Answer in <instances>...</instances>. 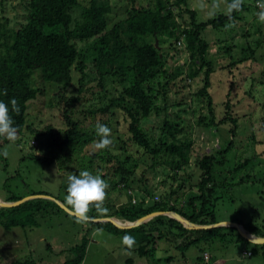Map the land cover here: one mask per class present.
Masks as SVG:
<instances>
[{
  "label": "trees",
  "instance_id": "trees-1",
  "mask_svg": "<svg viewBox=\"0 0 264 264\" xmlns=\"http://www.w3.org/2000/svg\"><path fill=\"white\" fill-rule=\"evenodd\" d=\"M262 1L264 3V0ZM255 2L261 5L258 0ZM129 4L130 8L127 9L125 17L109 27L108 17L112 11L110 0H90L87 6H80L78 0H21L22 18L17 25L11 26L10 21L3 15L5 0H0V93L7 90V95L0 94V100L9 104V108L12 98L18 100L20 114L10 112L14 126L18 128V135L25 129L27 132H36L34 135L38 138L47 137L46 147L60 157H71L77 150L80 151L81 148L93 145L99 140L95 130L92 131L93 133L90 131L87 133L82 128L85 120L83 115L85 117L86 115L94 117L96 114L108 115V119L102 120L100 124L108 126L113 131V146L104 149L100 155L91 151L87 163L83 159H79V163H76L81 164V170L100 175L110 188L124 189L128 199L118 204L114 200L107 201L105 207L109 209V214L97 219L116 217L135 222L155 212H173L192 224L204 226L216 224L212 200L216 198L217 190L223 185L218 182L217 172L227 162L226 154L234 146L238 117L232 113L229 100L224 103L220 117L216 116V109L209 92L213 61L209 58L210 44L202 38V32L207 27L226 28L230 22L229 17L227 14H221L205 23H199L195 11L188 8V0H148L145 3H142V0H129ZM77 9L79 10L76 11ZM246 10L243 4L242 11L232 13L233 19L239 20L240 14ZM162 38L170 40L169 48L174 47L171 40L173 42L183 40L189 56L187 71L182 67H174L169 71L167 63L170 57L161 47L164 42ZM155 41L158 47H155ZM80 43H91L90 49L88 48L91 50L90 56H87ZM242 51L244 56L227 67L242 64L241 62L257 61L253 58L254 51L250 46ZM250 55L252 59H249ZM87 62L90 63V72L95 79L92 84L86 82ZM36 72L43 82L54 84L59 89L55 98L64 103L63 130L53 129L48 125L35 131L32 126L26 125L28 103L43 94L42 89L32 84L31 78ZM73 73L78 75L77 95L66 97L65 90L73 81ZM178 76H182L181 80L186 83L197 79L200 81L201 86L192 94V98L206 103L207 114L200 115L197 124L210 132L219 126L228 125L230 140L224 147L218 145L197 156L196 166L200 170V176L193 186L196 195L191 193L183 203H179L177 191L172 190L161 200L154 201L155 196L149 190L150 185L147 183L149 185L147 186L145 183L146 173L153 174L157 168L165 167L171 172L170 178L175 181L178 173L186 169L190 161L192 141L176 137L177 133L183 131L180 123L170 118L166 105L163 108L158 107L156 101L157 96H161L163 102H167V88L169 84L176 82ZM116 77H119L123 85L117 97L109 98L104 105L106 84L109 80L115 82ZM159 78H163L165 82L163 84L159 82V90L156 92L154 83ZM230 90L227 98L231 96ZM92 98L97 100L99 105L94 107V104H91L88 109L80 107L89 102L93 103ZM116 112L123 115L127 124L125 140L116 130L119 126ZM162 112L167 119L163 120L160 128L161 136L157 142L148 137L141 122L152 114L159 116ZM174 116L180 121L179 114ZM260 131L264 139V115ZM3 141L5 140L0 138V143ZM132 146L135 147V151L129 150ZM97 156L100 157L99 162L105 171L103 173L95 171L94 162ZM260 156L254 154L237 164L234 163L233 172L247 168ZM143 158L147 160L144 161ZM142 166H144L143 170L137 173ZM143 185H145L144 189ZM129 191L131 194H128ZM132 197L136 199L134 204L131 202ZM148 198L149 202L145 203ZM17 200L12 197L4 201ZM32 208L33 212L42 209L39 202H35V205L23 203L13 208H0V218L7 209L30 211ZM32 216L33 214L28 215V220L33 218ZM92 216L97 215L92 214ZM20 221L14 219L8 222L0 221V227L5 230L18 226L23 228ZM91 225L121 237L126 235L134 237L135 252L140 257L151 255L156 243L160 240H168L169 237L176 242L182 240L179 248L184 250L191 245L213 242L222 236L223 231L222 227L189 229L163 215L131 229H120L108 222H91ZM248 232L264 238V233ZM87 244L88 240L84 237L79 245L70 249L72 258L63 264H82ZM262 246L264 247V244ZM131 263V259L126 261V264ZM7 264L35 263L14 261Z\"/></svg>",
  "mask_w": 264,
  "mask_h": 264
},
{
  "label": "rangeland",
  "instance_id": "rangeland-1",
  "mask_svg": "<svg viewBox=\"0 0 264 264\" xmlns=\"http://www.w3.org/2000/svg\"><path fill=\"white\" fill-rule=\"evenodd\" d=\"M89 1L78 0V3L80 6H87ZM147 1L142 0V3ZM110 2L112 11L108 17L109 27L123 19L127 9L130 8L129 0H110ZM213 2L214 0H188V8L195 11L197 22L205 23L218 15L227 14L224 0H220L216 15L210 17L208 13ZM258 2L264 4L262 0ZM243 4L247 10L240 14L234 27L224 29L207 27L202 32V38L210 44L209 58L213 61L209 92L216 109V116L220 117L224 103L229 100L232 113L238 117L234 146L226 154L227 162L217 172L219 173L218 182L223 185L217 190L216 198L212 200L216 224H221L220 227L223 228L222 236L213 242L191 245L184 250L179 248L182 240L176 242L169 237L168 240L158 241L151 255L140 257L135 252V248L130 251L126 248L122 242L123 237L105 230L102 234H97V228L91 223L84 225L76 223L74 217L57 202L66 207L64 201L67 176L83 171L81 164H77L78 160L83 159L87 163L88 154L91 151L100 155L103 150H97L93 144L81 148L80 151L77 150L71 157L56 156L53 150L46 147L47 137L38 138L34 135L36 132H27L24 129L14 144L7 140L0 143V199L4 201L13 197L24 200L40 195L48 198L29 199L24 202L33 205L39 202L42 207L40 211L33 212V208L30 211L4 210V216L0 218V221L21 220L23 228L18 226L4 230L0 227V264L14 261L63 264L72 258L70 249L79 245L84 237L87 238L88 244L82 264H126L128 259H131V264H264L262 244L250 242L241 234L243 231L253 239V235L248 231L264 233V139L260 131L264 115V22L258 19L257 13L261 11V7L255 0H243ZM4 7V17L10 21L11 26L17 25L23 13L21 0H5ZM162 39L164 42L161 47L170 57L167 63L169 71H172L174 67H182L184 71H187L189 56L184 44L178 48L175 45L176 42L171 40L175 48H169L170 40ZM90 44H79L87 52V56L91 55L89 52L91 50H88ZM249 46L254 51L253 58L257 60L255 63L246 61L227 67L241 59L244 56L242 50ZM87 65L86 82L92 84L95 79L90 72V63L87 62ZM181 77L178 76L174 84H169L166 91V103L161 96H157L156 101L158 107L163 108L166 105L170 118L180 123L183 131L177 133L176 137L192 141L189 165L178 173L175 181L170 178L171 172L165 167L157 168L153 174L147 172L145 181L147 186L150 185L149 190L160 200L170 191H177L179 203H183L191 193L196 195L193 186L200 176V170L196 166L197 156L205 150L210 151L212 147L218 145L224 147L230 140L228 125L219 126L210 132L197 124L198 117L207 114L206 103L192 98V94L201 86L200 81L197 79L187 84L181 80ZM77 79L78 75L73 73V81L65 90L66 97L77 95ZM31 80L34 87L43 90V94L28 103L26 125L32 126L35 131L48 125L53 129L63 130L65 128L62 120L64 103L55 98L59 89L54 84L43 82L37 72L32 75ZM159 82L163 84L165 80L159 78L155 81L156 92L159 90ZM122 85L119 77H116L115 82L111 80L107 82L104 105L109 98L117 97ZM231 85H233L232 88ZM229 90L231 96L227 98ZM91 104H94V107L99 105L97 100H93V103L89 102L80 107L88 109ZM178 104L181 105L178 106ZM180 110L185 112L180 113ZM116 114L119 124L116 130L125 140L127 124L122 114L118 112ZM175 114H179L180 121L174 116ZM83 116L85 120L82 128L87 133L95 130L97 123L108 119V115ZM83 116L81 115V119ZM165 119H167L165 113L162 112L159 116L152 114L149 118L142 120L141 125L150 139L159 141L160 128ZM112 138H114L113 133ZM5 150L8 152L7 157L2 155ZM129 150L136 149L132 146ZM254 154L261 156L253 160L247 168L233 172L234 163L237 164L240 160L250 158ZM146 160L145 158L144 161ZM99 161L100 157L97 156L94 162L95 171L103 173L105 171ZM143 168L144 166L138 169L137 173H140ZM242 179H244L243 182H241ZM144 188L145 185H143ZM127 199L124 189L110 187L107 189L105 203L114 200L118 204ZM30 214H33V218L28 220L27 216ZM92 214L97 215L95 211L90 213ZM148 248L150 249L151 245ZM248 252L252 255L247 256ZM203 254H207L208 261L203 259Z\"/></svg>",
  "mask_w": 264,
  "mask_h": 264
},
{
  "label": "clouds",
  "instance_id": "clouds-1",
  "mask_svg": "<svg viewBox=\"0 0 264 264\" xmlns=\"http://www.w3.org/2000/svg\"><path fill=\"white\" fill-rule=\"evenodd\" d=\"M227 7V15L229 17V24L226 28H232L235 26V20L232 17L233 12H240L243 9V0H224ZM220 7V0H214L210 5L209 16L216 15L217 10ZM261 11L257 13L258 19L264 22V4L260 5ZM3 95H7L5 89ZM11 108L9 104L0 100V138L15 143L18 139V128L14 126V120L11 113L20 114L19 102L17 99L12 98L10 100ZM96 135L99 140L95 142V148L97 150L108 149L113 146V140L110 138L112 135L111 129L100 123L95 126ZM2 155L8 156L7 150L3 151ZM39 155V153H38ZM108 183L101 178L100 175L92 174L90 171H80L78 175L69 174L67 176V189L65 196V205L72 212L75 222L81 225L91 223L98 217L107 216L109 209L105 207L107 199ZM95 211L97 216H92L90 213ZM97 234H102L103 229L97 228ZM123 244L130 251L136 245V240L132 236H124L122 239Z\"/></svg>",
  "mask_w": 264,
  "mask_h": 264
},
{
  "label": "water",
  "instance_id": "water-1",
  "mask_svg": "<svg viewBox=\"0 0 264 264\" xmlns=\"http://www.w3.org/2000/svg\"><path fill=\"white\" fill-rule=\"evenodd\" d=\"M155 47H158V43L157 41H155ZM38 198H42V199H47V196H32L29 199H38ZM29 199H24V200H17L14 202H5L3 200L0 199V208H13V207H17L21 204H23L24 202L28 201ZM57 204L59 206H61L65 211H67L71 216H73L72 212L67 209L65 206H63L61 203L57 202ZM167 216L171 219L176 220L177 222L183 224L185 227L189 228V229H194V230H201V229H210V228H216V227H220L221 224H213V225H196V224H192L190 223L188 220H186L185 218H183L182 216L173 213V212H155L152 214H149L147 216H144L140 219H138L135 222H128L126 221L125 224L118 222L116 217H111V218H105V219H96L95 221H93L94 223H103V222H108V223H112L115 226H117L120 229H131V228H135L138 227L144 223H147L148 221H150L151 219H153L154 217L157 216ZM239 228V226H236ZM241 230V229H240ZM245 230V229H244ZM241 234L243 235V237L253 243L256 244H264V238H260L257 236H254L253 239L249 238L243 231H241Z\"/></svg>",
  "mask_w": 264,
  "mask_h": 264
},
{
  "label": "built area",
  "instance_id": "built-area-1",
  "mask_svg": "<svg viewBox=\"0 0 264 264\" xmlns=\"http://www.w3.org/2000/svg\"><path fill=\"white\" fill-rule=\"evenodd\" d=\"M258 5H259V4H258ZM259 6H260V5H259ZM175 45L179 48L181 45H183V40H182V39L178 40V41L175 43ZM128 194H131V192L129 191ZM149 200H150L149 198L146 199V200H145V203L149 202ZM154 201H159V197H158V196H155V197H154ZM131 202L134 204V203L136 202V199H135L134 197H132ZM250 255H251V253L248 252V253H247V256H250ZM203 259H204L205 261H208V260H209L207 254H204V255H203Z\"/></svg>",
  "mask_w": 264,
  "mask_h": 264
},
{
  "label": "bare ground",
  "instance_id": "bare-ground-1",
  "mask_svg": "<svg viewBox=\"0 0 264 264\" xmlns=\"http://www.w3.org/2000/svg\"><path fill=\"white\" fill-rule=\"evenodd\" d=\"M117 220H118V222H120V223H123V224H125L126 223V221L125 220H123V219H121V218H117ZM254 237V236H253ZM250 238V237H249ZM252 239V238H251Z\"/></svg>",
  "mask_w": 264,
  "mask_h": 264
},
{
  "label": "crops",
  "instance_id": "crops-1",
  "mask_svg": "<svg viewBox=\"0 0 264 264\" xmlns=\"http://www.w3.org/2000/svg\"><path fill=\"white\" fill-rule=\"evenodd\" d=\"M7 200V199H6ZM5 230V229H4Z\"/></svg>",
  "mask_w": 264,
  "mask_h": 264
}]
</instances>
